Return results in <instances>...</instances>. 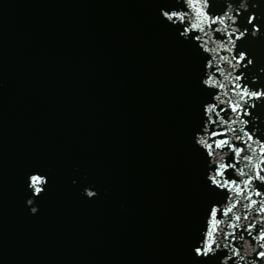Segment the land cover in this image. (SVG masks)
<instances>
[{"label": "water", "instance_id": "1", "mask_svg": "<svg viewBox=\"0 0 264 264\" xmlns=\"http://www.w3.org/2000/svg\"><path fill=\"white\" fill-rule=\"evenodd\" d=\"M259 177L264 0H0L3 264H264Z\"/></svg>", "mask_w": 264, "mask_h": 264}, {"label": "snow or ice", "instance_id": "2", "mask_svg": "<svg viewBox=\"0 0 264 264\" xmlns=\"http://www.w3.org/2000/svg\"><path fill=\"white\" fill-rule=\"evenodd\" d=\"M227 141H221L219 144H217V147H220L222 146L223 144H226ZM237 155H239V152H237ZM243 174V173H242ZM260 179L264 180V177H259ZM33 184H39L40 183V180L38 178H33V181H32ZM37 191H40L39 188L36 189ZM257 195H260V193H257ZM253 204L256 203V201H252ZM234 207V205H233ZM260 211L264 212V204L261 205V208L259 209ZM229 211H231V208L229 209ZM239 219V217H237V220ZM259 239L260 240H264V233H262L260 236H259ZM261 247H264V245H261ZM208 251H211V245H209V247L207 249H205V254L208 252ZM238 255V253H237ZM260 256L261 257H264V252L260 253Z\"/></svg>", "mask_w": 264, "mask_h": 264}, {"label": "clouds", "instance_id": "3", "mask_svg": "<svg viewBox=\"0 0 264 264\" xmlns=\"http://www.w3.org/2000/svg\"><path fill=\"white\" fill-rule=\"evenodd\" d=\"M84 194H85L87 197H89V198H92V197H94V196L96 195V193H95L94 191H91V190H88V189H85V190H84ZM27 203H28L29 205H31V204L33 203V201L30 199V200L27 201ZM36 211H37V208H35V207L31 208V212H32L33 214H34Z\"/></svg>", "mask_w": 264, "mask_h": 264}]
</instances>
